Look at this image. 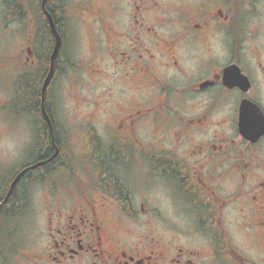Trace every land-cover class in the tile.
<instances>
[{
	"label": "flooded vegetation",
	"instance_id": "1",
	"mask_svg": "<svg viewBox=\"0 0 264 264\" xmlns=\"http://www.w3.org/2000/svg\"><path fill=\"white\" fill-rule=\"evenodd\" d=\"M46 1L0 0L4 18L37 20L21 104H3L27 141L0 160V264H264V0L84 1L74 12L99 33L103 112L76 139L81 172L56 86L75 64ZM48 16L64 57L42 90ZM38 187L55 194L40 222Z\"/></svg>",
	"mask_w": 264,
	"mask_h": 264
},
{
	"label": "rangeland",
	"instance_id": "2",
	"mask_svg": "<svg viewBox=\"0 0 264 264\" xmlns=\"http://www.w3.org/2000/svg\"><path fill=\"white\" fill-rule=\"evenodd\" d=\"M86 0H63L64 2V19L62 26L65 33V55L75 65L67 68L65 75H62L56 86L60 89L59 93V117L63 123L68 138L71 139V149L76 158L80 160L77 165V172L83 170L84 164L81 162V151L84 145L81 141L85 123L92 122L97 130L100 129L102 110L100 93L102 82L100 76V51L95 52L97 48L94 37L98 31L94 30L87 14L75 10L83 11L82 6ZM26 8L29 10L28 4ZM1 10V7H0ZM64 23V24H63ZM37 27V20L26 13L21 19L4 18L0 13V160L5 159L7 155H16L21 151V145L26 142L27 138L18 133L22 128L20 121L15 120L5 109L4 102L12 98L15 92V80L20 73L19 68L23 65L27 57L25 42L34 36V30ZM92 31H91V30ZM89 58L88 64L85 60ZM17 118V117H16ZM100 119V121H99ZM14 125L16 129H13ZM21 139L23 142H21ZM74 139V140H73ZM79 143H78V142ZM76 176V175H75ZM76 186H79V175H77ZM35 188L32 192V203L35 204L37 221L43 218V209L47 204L54 202V191ZM28 212L26 215L28 216ZM33 213H35L33 211ZM32 220V216H31ZM25 247V246H23ZM22 247V248H23ZM26 253L27 249H22ZM16 258V257H15ZM9 258L7 264H24V256L15 260ZM19 261V262H18Z\"/></svg>",
	"mask_w": 264,
	"mask_h": 264
},
{
	"label": "trees",
	"instance_id": "3",
	"mask_svg": "<svg viewBox=\"0 0 264 264\" xmlns=\"http://www.w3.org/2000/svg\"><path fill=\"white\" fill-rule=\"evenodd\" d=\"M61 1L62 0H57L56 2V6L57 7H53L51 5V0H47V4L48 6L54 11L53 12V17H54V20L56 22V25H57V28H58V31L61 33V35L64 33L62 27H61V21H62V18L60 16V5H61ZM58 11V13H57ZM43 24L46 26V22L45 20L43 19ZM44 40H43V45H42V50H43V65L44 66H47L48 65V62H49V54H50V50L52 49V46H53V37L48 34L47 36L44 35ZM62 48H64V45L63 46H60L59 48V53L58 55L56 56V59H55V66L57 67L58 65L61 64V60L62 58L64 57L63 55V52H62ZM15 92H14V96L11 98V105H15V106H19L21 103H20V100H21V85H20V82L19 80H17L15 82ZM31 91H32V94H31V97L32 99L30 100H27V101H23L22 102V105H31L32 102H34V99L36 98L35 95V91L33 88H31ZM45 96L48 98V93L46 91L45 93ZM41 139V149H40V154L43 155V156H49L50 154H52L54 152V149L52 147V145L50 144L49 140L47 139L46 136H42L40 137ZM59 138H57V141H58ZM39 155V156H41ZM54 160H59V157L58 155L55 156ZM52 164V163H51ZM49 166L50 163L48 164H43L42 166V171H45L46 169L48 168H45L46 166ZM23 182L21 183V185L18 187V190L16 192H12V194L10 195V203H11V206L12 207H16V203H18L20 201V196L22 195V190H23ZM13 197V200L11 199Z\"/></svg>",
	"mask_w": 264,
	"mask_h": 264
},
{
	"label": "water",
	"instance_id": "4",
	"mask_svg": "<svg viewBox=\"0 0 264 264\" xmlns=\"http://www.w3.org/2000/svg\"><path fill=\"white\" fill-rule=\"evenodd\" d=\"M42 1L44 2L45 0H42ZM48 19H49V22H50V30H51L54 38H55V41H54V47H53V50H52V53H51V56H50L49 72H48V75H47V77L45 79V82L43 84L42 90L45 89V87H46V85H47V83L49 81V78H50V76L52 74V71H53L54 61L56 59V56H57L58 51H59V48L61 46V37H60V35H59V33H58V31H57L52 19L49 16H48Z\"/></svg>",
	"mask_w": 264,
	"mask_h": 264
}]
</instances>
